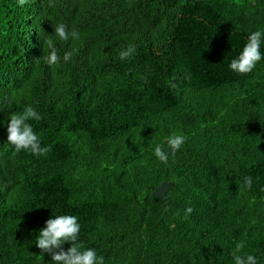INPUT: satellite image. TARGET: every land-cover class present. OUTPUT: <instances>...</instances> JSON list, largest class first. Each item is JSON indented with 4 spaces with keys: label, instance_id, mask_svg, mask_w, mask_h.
I'll list each match as a JSON object with an SVG mask.
<instances>
[{
    "label": "trees",
    "instance_id": "trees-1",
    "mask_svg": "<svg viewBox=\"0 0 264 264\" xmlns=\"http://www.w3.org/2000/svg\"><path fill=\"white\" fill-rule=\"evenodd\" d=\"M256 30L264 0H0V264H54L36 239L58 215L104 264H234L240 241L264 264V59L229 67ZM27 106L45 156L7 141ZM172 134L186 141L164 164Z\"/></svg>",
    "mask_w": 264,
    "mask_h": 264
},
{
    "label": "clouds",
    "instance_id": "clouds-1",
    "mask_svg": "<svg viewBox=\"0 0 264 264\" xmlns=\"http://www.w3.org/2000/svg\"><path fill=\"white\" fill-rule=\"evenodd\" d=\"M28 0H18V3L23 6ZM51 6V4H50ZM54 34L61 41H68L70 38L78 40L80 35L77 31H69L63 23L58 24L54 28ZM264 43V32L260 30L253 31L249 36L242 53L238 58L230 62V69L240 75L252 73L257 64L264 59L261 54V44ZM49 53L44 56L45 63L49 66L60 67L61 57L58 54V49L52 39L47 40ZM137 49L134 45L121 51L119 58L121 61L128 60L134 56ZM72 57L71 51H66L63 55V61L69 62ZM186 78H188L186 76ZM145 82H147L145 78ZM42 117L32 107L27 106L22 113H15L10 116L7 124V141L14 147V150L19 153L27 151L35 156H45L50 151V146H42L40 137L34 132L32 124L29 121H40ZM186 141V137L182 134H172L167 138L168 151L165 150L163 144H156L154 148L155 157L164 164L169 161V156H175ZM252 178L245 177L244 187L251 189ZM193 212L192 207L185 210V218ZM81 226L78 219L74 215H58L55 218L48 219L45 226L39 231L36 239V246L41 250V253H48L51 256L54 264H104V258L98 256L93 249H85V246L79 240ZM65 243L71 246L67 251H64L62 245ZM245 242L240 241L235 244L231 252L234 264H258L257 258L244 252Z\"/></svg>",
    "mask_w": 264,
    "mask_h": 264
},
{
    "label": "water",
    "instance_id": "water-1",
    "mask_svg": "<svg viewBox=\"0 0 264 264\" xmlns=\"http://www.w3.org/2000/svg\"><path fill=\"white\" fill-rule=\"evenodd\" d=\"M172 183H163L155 192L154 196L158 199H163L170 190Z\"/></svg>",
    "mask_w": 264,
    "mask_h": 264
}]
</instances>
